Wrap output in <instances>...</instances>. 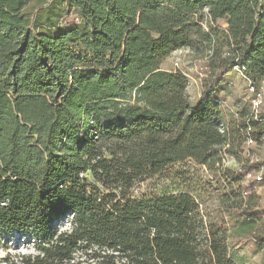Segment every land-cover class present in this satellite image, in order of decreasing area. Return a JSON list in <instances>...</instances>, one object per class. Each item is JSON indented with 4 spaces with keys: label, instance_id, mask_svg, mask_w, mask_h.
I'll return each instance as SVG.
<instances>
[{
    "label": "trees",
    "instance_id": "16d2710c",
    "mask_svg": "<svg viewBox=\"0 0 264 264\" xmlns=\"http://www.w3.org/2000/svg\"><path fill=\"white\" fill-rule=\"evenodd\" d=\"M179 50L208 56L195 101ZM236 71L260 88L264 0H0V236L34 248L0 264H240L264 112L227 114Z\"/></svg>",
    "mask_w": 264,
    "mask_h": 264
},
{
    "label": "rangeland",
    "instance_id": "374dc122",
    "mask_svg": "<svg viewBox=\"0 0 264 264\" xmlns=\"http://www.w3.org/2000/svg\"><path fill=\"white\" fill-rule=\"evenodd\" d=\"M33 6L31 5L26 10L29 14L33 13ZM37 11V10H36ZM35 11V13H36ZM208 56H198L190 50H179L170 54L167 60L164 62L162 68L166 71H181L189 79L188 93L192 100H197L202 91V77L201 66L207 61ZM228 84L220 95V99L224 102V108H227L228 115H234L237 117L239 110L247 106L249 103L251 93L249 92V84L241 73L234 72V74L228 78ZM264 109L261 110V113ZM254 158H251L253 162L264 163V141L259 147L254 149ZM236 161L231 158L230 165L234 167ZM200 172L204 171L203 167H198ZM162 181L156 180L144 185L142 193H147L152 190H159L162 185L159 183ZM164 184V183H163ZM257 206L264 208V185L260 186L257 190ZM70 217L67 215L61 222V226L65 229L69 225ZM258 234H264V217L258 220L257 225ZM234 251L237 254L240 264H264V243H260L257 240H252L246 244L242 243V240L238 237L233 239ZM34 248L32 244H27L24 239H18L11 241L7 236H0V261L8 257H18L23 254H32Z\"/></svg>",
    "mask_w": 264,
    "mask_h": 264
},
{
    "label": "built area",
    "instance_id": "2783aa9c",
    "mask_svg": "<svg viewBox=\"0 0 264 264\" xmlns=\"http://www.w3.org/2000/svg\"><path fill=\"white\" fill-rule=\"evenodd\" d=\"M248 88H249V92L253 96L251 98L252 110L255 115H258L261 112V110L264 109V80H262L259 89H256L255 87L251 86V84L248 86ZM245 147H246V154H247L246 156L248 158L249 157L254 158V155H255L254 149L257 148L256 143L252 139H248L245 143ZM230 159L231 157H229L228 155L224 156L221 162L222 169L229 167ZM239 168H241V166ZM263 173H264V169H262V171L257 172V173H250V172L246 173V181L255 179L257 182H261L263 180Z\"/></svg>",
    "mask_w": 264,
    "mask_h": 264
},
{
    "label": "crops",
    "instance_id": "0c3cea01",
    "mask_svg": "<svg viewBox=\"0 0 264 264\" xmlns=\"http://www.w3.org/2000/svg\"><path fill=\"white\" fill-rule=\"evenodd\" d=\"M200 97V96H199Z\"/></svg>",
    "mask_w": 264,
    "mask_h": 264
}]
</instances>
